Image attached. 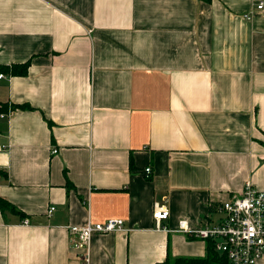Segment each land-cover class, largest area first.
Segmentation results:
<instances>
[{
	"label": "crops",
	"instance_id": "crops-1",
	"mask_svg": "<svg viewBox=\"0 0 264 264\" xmlns=\"http://www.w3.org/2000/svg\"><path fill=\"white\" fill-rule=\"evenodd\" d=\"M0 67V264L203 258L178 223L264 191V0H0Z\"/></svg>",
	"mask_w": 264,
	"mask_h": 264
},
{
	"label": "built area",
	"instance_id": "built-area-1",
	"mask_svg": "<svg viewBox=\"0 0 264 264\" xmlns=\"http://www.w3.org/2000/svg\"><path fill=\"white\" fill-rule=\"evenodd\" d=\"M263 8L259 3L257 10ZM3 75L0 74V78ZM55 153V151H54ZM150 168L145 174H150ZM54 210L50 207L48 213ZM222 217L214 225H205L198 230L189 229L186 221L178 223V233L206 241L211 240L214 249L224 255L229 264H264V191L257 190L247 183L242 193L222 203L219 208ZM168 216L165 204H155L153 219L159 227L160 221ZM121 221L109 219L102 223H92L89 220L83 226H70L72 246L85 251V261L88 263L89 244L93 234H107L123 231Z\"/></svg>",
	"mask_w": 264,
	"mask_h": 264
},
{
	"label": "trees",
	"instance_id": "trees-1",
	"mask_svg": "<svg viewBox=\"0 0 264 264\" xmlns=\"http://www.w3.org/2000/svg\"><path fill=\"white\" fill-rule=\"evenodd\" d=\"M209 1V0H205ZM27 63L23 65L13 66L12 73L13 74H25ZM8 72L7 68L0 67V73ZM16 107L11 106V110L13 111ZM8 113V106L6 103H0V115ZM1 174V172H0ZM0 210L2 213L6 211H15L14 207L10 205L8 202L2 200L0 198ZM17 211V210H16ZM206 256L203 258H186V257H178L172 258L167 257L163 262L158 264H229L227 258L215 251L214 244L211 240H206Z\"/></svg>",
	"mask_w": 264,
	"mask_h": 264
},
{
	"label": "rangeland",
	"instance_id": "rangeland-1",
	"mask_svg": "<svg viewBox=\"0 0 264 264\" xmlns=\"http://www.w3.org/2000/svg\"><path fill=\"white\" fill-rule=\"evenodd\" d=\"M222 217V216H221Z\"/></svg>",
	"mask_w": 264,
	"mask_h": 264
}]
</instances>
